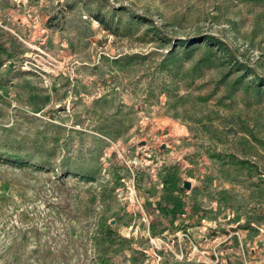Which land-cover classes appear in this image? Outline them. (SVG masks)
I'll use <instances>...</instances> for the list:
<instances>
[{"label": "rangeland", "instance_id": "374dc122", "mask_svg": "<svg viewBox=\"0 0 264 264\" xmlns=\"http://www.w3.org/2000/svg\"><path fill=\"white\" fill-rule=\"evenodd\" d=\"M104 253L264 264V0H0V264Z\"/></svg>", "mask_w": 264, "mask_h": 264}, {"label": "trees", "instance_id": "16d2710c", "mask_svg": "<svg viewBox=\"0 0 264 264\" xmlns=\"http://www.w3.org/2000/svg\"><path fill=\"white\" fill-rule=\"evenodd\" d=\"M204 38V41H208L210 38H214V39H216V37H214V36H204L203 37ZM179 47V44H177L176 45V47L173 49V51H171V55L176 51V49ZM188 48V47H187ZM201 48V46H196L195 48H192V49H190V50H194V49H200ZM169 59V57H167V58H165L164 60H163V62H166L167 60ZM53 155V154H52ZM10 156L8 157V158H6L8 161H12V162H16V163H18L20 160L18 159V158H16L15 160H10ZM35 158H33V160H34ZM42 165L43 166H46V165H53V166H55V167H57V165H54V162H52L51 160H42ZM77 168H79V169H76V168H74L73 169V172H79L80 173V175H82V176H84L85 178H87V179H90L91 178V176H87L88 174L84 171V169L82 168V167H77ZM123 242L124 241H128V239H123L122 240ZM111 244H112V242H111ZM113 244H114V242H113ZM110 245V244H109ZM123 248H119V249H117V250H115V253H119L121 250H122ZM106 256H107V253H104V254H102V256L100 257V261L103 263V264H106L107 263V259H106Z\"/></svg>", "mask_w": 264, "mask_h": 264}, {"label": "water", "instance_id": "95a60500", "mask_svg": "<svg viewBox=\"0 0 264 264\" xmlns=\"http://www.w3.org/2000/svg\"><path fill=\"white\" fill-rule=\"evenodd\" d=\"M184 187H185L186 189H189V188L191 187L190 182L186 181V182L184 183Z\"/></svg>", "mask_w": 264, "mask_h": 264}]
</instances>
